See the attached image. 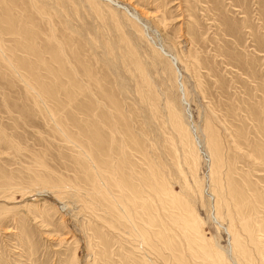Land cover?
Returning a JSON list of instances; mask_svg holds the SVG:
<instances>
[{
	"label": "rangeland",
	"instance_id": "374dc122",
	"mask_svg": "<svg viewBox=\"0 0 264 264\" xmlns=\"http://www.w3.org/2000/svg\"><path fill=\"white\" fill-rule=\"evenodd\" d=\"M226 207L262 243L264 0H0V264H233Z\"/></svg>",
	"mask_w": 264,
	"mask_h": 264
},
{
	"label": "bare ground",
	"instance_id": "6f19581e",
	"mask_svg": "<svg viewBox=\"0 0 264 264\" xmlns=\"http://www.w3.org/2000/svg\"><path fill=\"white\" fill-rule=\"evenodd\" d=\"M113 2L114 1H119V0H112ZM95 3V2H94ZM118 4H120L119 2H117ZM94 5V4H93ZM35 8V7H34ZM133 14V16H134V20L136 19V21L138 20L137 18H138V14L137 13H132ZM146 14H148V15H150L148 12H146ZM140 19V18H139ZM141 20V19H140ZM164 49V48H163ZM164 52H165V50H163ZM163 52V53H164ZM166 53V52H165ZM166 55H168L169 57H170V60H171V62H172V64L173 65H177L176 64V62L178 61V58L175 56V55H173L172 53L170 54V53H166ZM173 70H175V69H173ZM181 70H179V69H177V70H175V72H176V79H177V82H178V87H179V89H180V92H181V100H182V102H185V103H187V102H189L188 101V99H187V96H186V93H185V90H184V83L182 82V81H180V77H181V72H180ZM172 110V109H171ZM185 110H186V115L188 114V112H187V110L188 109H186L185 108ZM188 116V115H187ZM173 117V116H172ZM173 119V118H172ZM181 119V118H180ZM184 120V119H183ZM173 121V120H172ZM175 122H176V120H174ZM185 122V121H184ZM175 124V123H174ZM181 124H182V126H183V129H182V131L183 130H185V136H187V138L186 139H188V138H190L191 139V135L193 136V138L191 139L192 141L194 140V142L196 143V145H198V147H199V145H200V143H201V140H200V138L199 137H197L196 135H197V133L194 131L195 130V128H193L192 127V124H191V126L189 127V129H187V127H185L184 126V124L181 122ZM187 125H188V123H187ZM179 126V125H178ZM211 128H212V126H211ZM212 131H213V129H212ZM212 133V132H211ZM183 135V134H182ZM209 136H210V134H209ZM180 137H182V136H180ZM215 138H217V137H215ZM182 139V138H181ZM185 140V139H184ZM190 140V141H191ZM217 141V140H216ZM219 141V140H218ZM212 143H214V142H212ZM212 143L210 144V145H212ZM191 144H192V142H191ZM203 144V143H202ZM215 144V143H214ZM190 147V146H189ZM213 147V146H212ZM217 149H220V145H218L217 144ZM186 150V149H185ZM187 151V150H186ZM195 151V150H194ZM188 152H190L189 151V148H188ZM196 152V151H195ZM218 153V152H217ZM195 154V153H194ZM193 154V155H194ZM187 155V154H186ZM192 154H190V156H191ZM189 156V157H190ZM220 156H221V154H220ZM218 157V156H217ZM216 158V157H215ZM197 159V158H196ZM211 159V158H210ZM215 168H217L216 167V163H215ZM220 168V167H219ZM43 183H45V182H40L38 185L39 186H41V187H43ZM195 185V184H194ZM196 187V186H195ZM122 188V187H121ZM126 189V188H125ZM233 190V189H232ZM121 191V190H120ZM231 192H233V191H231ZM234 192H236V193H238L237 191H234ZM233 192V193H234ZM241 192H242V190H241ZM240 192V193H241ZM245 192V191H244ZM239 194V193H238ZM241 195H242V193H241ZM247 196V195H246ZM214 197V196H213ZM242 197V196H241ZM241 197H240V199H241ZM251 197V196H250ZM247 198H249V196L247 197ZM246 198V199H247ZM242 199H243V197H242ZM250 199V198H249ZM256 199H258V198H256ZM243 201H244V199H243ZM241 202V201H240ZM253 202H255L254 200H253ZM252 202V203H253ZM232 204H236V203H232ZM245 204V203H244ZM247 204V203H246ZM251 204V203H250ZM256 204V203H255ZM217 205H218V203H217ZM231 206V205H230ZM241 205L240 204H238L237 205V207H240ZM255 206V205H254ZM126 207V206H125ZM250 207V206H249ZM249 207H248V209H249ZM252 207V206H251ZM250 207V208H251ZM220 208H222V206H220L219 207V205H218V211L219 212H221L220 211ZM254 208V207H253ZM253 208H251V209H253ZM226 210H227V212L230 214V216H231V218H233V219H231V221H230V225H229V227H226L225 228V230L227 229V232L229 233V235H231V237H232V240H231V244H232V250H233V252H234V255L238 258V260H236V263L237 264H255V261H253V258H252V251H253V248L255 247L257 250H259V246L261 247V249L263 250L262 251V253H261V255H262V258L264 259V240H262V243L260 242L261 240H254L253 239V237H255L254 235H253V237H251V232L252 231H254V230H252V231H250L248 228H245V227H243V229H244V231H245V233H246V236L244 237V235H242L240 232H239V230H238V228H237V219H236V217H235V215H236V213H238V211L237 210H235V209H232V208H229V207H226ZM238 210H240V209H238ZM124 211V210H123ZM123 211H122V213H123ZM225 211V210H224ZM237 211V212H236ZM129 212V211H128ZM193 212V211H192ZM226 212V213H227ZM240 212V211H239ZM126 213V217L129 219L130 218V215H128L127 214V211H125L124 212V214ZM131 213V212H130ZM178 214H181V213H178ZM184 214V213H183ZM194 215V214H193ZM196 215V214H195ZM124 216V215H123ZM177 216V215H176ZM184 216V215H183ZM219 216L220 215H218V213H217V216L215 215V219H216V221L218 222V223H220L221 225H223V223L221 222L222 220H220L221 218H219ZM244 216V215H243ZM178 217H180V216H178ZM186 217H187V215H186ZM194 217V216H193ZM192 217V218H193ZM221 217V216H220ZM127 218H125V219H127ZM131 218H132V216H131ZM187 218H189V217H187ZM186 219V218H185ZM200 219V218H199ZM198 220V219H197ZM230 220V219H229ZM252 221V220H251ZM187 222H189V221H187ZM193 222H194V220H193ZM192 222V223H193ZM215 222V221H214ZM253 222H255V221H253ZM190 223V222H189ZM192 223L190 224V225H192ZM216 223V222H215ZM219 224V225H220ZM255 224L257 225V223L255 222ZM247 225H248V221H247ZM253 225V224H252ZM196 225H194V227H195ZM179 227V226H178ZM249 227V226H248ZM260 227V226H259ZM180 228V227H179ZM261 228V227H260ZM185 229V228H184ZM189 229V228H188ZM190 230H192L191 229V227H190ZM185 231V230H184ZM189 230H187V232H188ZM195 231V230H194ZM257 231H258V229H257ZM190 232V231H189ZM193 232V231H192ZM262 232V231H261ZM258 233V232H257ZM256 233V234H257ZM188 234V233H187ZM191 234V233H190ZM194 235H196L195 234V232L193 233ZM199 234V233H198ZM260 234V233H259ZM262 235V234H261ZM165 236V235H164ZM167 236V235H166ZM193 237H195V236H193ZM198 237H200V235H198ZM259 237V236H258ZM263 237V236H262ZM192 238V237H191ZM204 240L206 239V238H203ZM245 239H248V241L250 242V244H247V242L245 241ZM199 240V239H198ZM207 241H208V239H207ZM196 242V240L194 241V243ZM196 244H198V242L196 243ZM195 244V246H197ZM211 244V243H210ZM219 245V244H218ZM211 247V251L209 252V254H210V256L212 257V261L214 262L213 264H229V263H227V261L222 257V255H220L216 250H214V248H213V246L211 245L210 246ZM209 247V248H210ZM200 249H201V246H200ZM231 250V251H232ZM193 251H194V249H193ZM206 251V250H205ZM204 251V252H205ZM225 251H227V250H225ZM196 252V251H195ZM203 252V253H204ZM229 253V252H228ZM228 255V254H227ZM260 256V255H259ZM209 258V257H208ZM204 260V259H203ZM205 260H206V258H205ZM204 260V261H205ZM260 260V259H259ZM211 263V262H210ZM235 262L233 263V264H236Z\"/></svg>",
	"mask_w": 264,
	"mask_h": 264
}]
</instances>
